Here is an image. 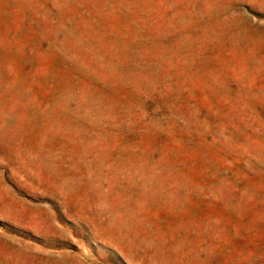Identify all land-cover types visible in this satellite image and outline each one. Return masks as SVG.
I'll return each instance as SVG.
<instances>
[{"label":"rangeland","instance_id":"1","mask_svg":"<svg viewBox=\"0 0 264 264\" xmlns=\"http://www.w3.org/2000/svg\"><path fill=\"white\" fill-rule=\"evenodd\" d=\"M0 264H264V0H0Z\"/></svg>","mask_w":264,"mask_h":264}]
</instances>
